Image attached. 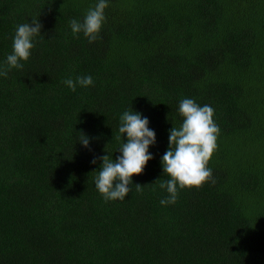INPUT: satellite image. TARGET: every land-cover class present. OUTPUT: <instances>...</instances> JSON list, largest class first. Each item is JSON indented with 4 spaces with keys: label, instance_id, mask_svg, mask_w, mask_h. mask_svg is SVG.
<instances>
[{
    "label": "trees",
    "instance_id": "obj_1",
    "mask_svg": "<svg viewBox=\"0 0 264 264\" xmlns=\"http://www.w3.org/2000/svg\"><path fill=\"white\" fill-rule=\"evenodd\" d=\"M94 3L0 0V61L18 24L43 26L0 77V264H264V0H110L90 44L69 21ZM84 75L92 86L62 83ZM185 97L214 109L212 179L162 206L160 157ZM131 108L155 130L153 159L105 201L93 171L120 155Z\"/></svg>",
    "mask_w": 264,
    "mask_h": 264
},
{
    "label": "clouds",
    "instance_id": "obj_2",
    "mask_svg": "<svg viewBox=\"0 0 264 264\" xmlns=\"http://www.w3.org/2000/svg\"><path fill=\"white\" fill-rule=\"evenodd\" d=\"M109 3L110 0H95L94 6L87 9L82 19L73 18L69 21L71 32L74 35L83 33L90 44L95 42L106 20L105 9ZM38 17H31V23L16 26L12 36V50L0 61V77L7 78L11 69H22L21 62L29 59L36 38L42 35L43 26ZM62 83L75 91L77 86L87 88L94 81L91 75H84L75 79L66 78ZM177 112L182 120L178 127L173 126L168 130V147L160 157L162 176L169 177L159 184L167 193L159 201L162 206L175 204L178 190L198 188L212 179V169L207 165L216 149L220 132L213 119L214 109L208 104L200 105L193 98L185 97L179 100ZM149 123L146 116L132 108L120 114V135L117 139L121 143L116 150L120 155L113 160L107 152V155L98 158L102 162L93 171L96 173L93 177L94 186L105 201L124 200L131 191L133 175L142 173L147 162L153 159L149 148L156 144V133L149 127ZM78 133L77 142L88 148L90 138L83 132ZM124 134L126 142L122 139ZM91 163L96 164L97 158H93ZM135 185L137 190L142 187Z\"/></svg>",
    "mask_w": 264,
    "mask_h": 264
}]
</instances>
